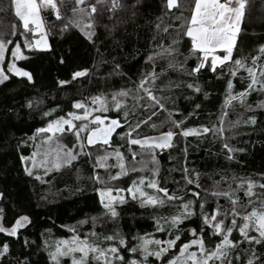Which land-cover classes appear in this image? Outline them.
Instances as JSON below:
<instances>
[{"label":"trees","instance_id":"trees-1","mask_svg":"<svg viewBox=\"0 0 264 264\" xmlns=\"http://www.w3.org/2000/svg\"><path fill=\"white\" fill-rule=\"evenodd\" d=\"M115 3L117 6L113 7V0H86L87 18L80 24L74 22L80 20L74 9L81 7L75 0H57L61 19L56 18L53 10L42 8L40 15L51 51L28 50L22 46L28 59L15 63L32 73V81L9 74V79L0 83V193H3L0 225L10 228L20 216H28L30 221L16 236L0 233V247L4 243L9 245V251L0 256V264H23L25 259L28 264H55L49 248L55 241L74 235L88 236L102 247L111 243L104 241L108 235L125 238L129 247L138 243L134 239L138 237L170 239L171 231L156 230V219L176 214L180 210V200L165 199L163 204L142 207L141 200L128 198L116 206V217L103 209L97 189L127 188L136 177L157 179L159 186L167 188L169 194L183 197V202L194 201L192 207L196 214L181 225V240L177 248L171 250L172 255L179 253L180 244L193 238L190 229L196 228L199 235L203 227L200 203H204V211L209 214L219 208V218L226 212L231 213V201L213 192H232L234 198H238L236 209L242 215L250 213L253 207L259 209L264 203V189L260 187L264 184V91H249L243 102L239 97L251 82L247 68L259 72L264 69V52L261 51L264 0H248L232 60L212 71L208 67L209 58L199 73H191L198 60L191 52V38L185 34L194 0H177L178 6L171 9L167 0H115ZM92 4L96 6V13L90 11ZM84 24L92 27L84 28ZM14 28L23 31L12 0H0V39L22 43L23 36L12 35ZM86 32L92 33L91 39ZM38 35L40 33L29 35V39L33 41ZM14 46L13 43L6 47L14 49ZM224 54L223 51L218 53L219 56ZM253 57L257 58L255 63ZM61 58L64 63L60 62ZM237 59L245 67L237 68L234 63ZM81 70H87L86 75L72 80V73ZM233 70L235 76L231 75ZM150 74H154V81L145 87H150L165 104L163 110L154 107L139 88L143 78L153 80ZM61 80L71 82L61 85ZM259 80L264 77L260 76ZM229 81L233 85L231 89ZM189 84L193 87H188ZM254 87L259 88V85ZM121 92H127L129 98L126 108L110 115V118L120 119L122 125L113 133L111 147L85 146L84 151L91 152V157L79 154L71 164L64 163L65 158L62 162L58 160L61 164L58 169L54 165L45 172L30 169L32 175L25 171L26 161H22L21 156H30L36 148V143L28 139L37 129L54 119L66 117L68 112H76L73 105L77 101L89 105L94 97L110 99ZM170 113L173 120H183L184 129L200 132L202 126H206L214 131L184 137L179 134L180 129L167 123ZM252 117L255 124L250 122ZM140 121L147 122L136 128ZM220 127L224 129L223 134ZM130 130L133 139L157 137L169 130L177 135L171 147L155 149L153 162L149 151L138 145H128L126 134ZM225 144L232 151L225 148ZM75 146L69 136L51 145L52 162L69 149L79 153ZM114 149L123 153L127 175L109 180V176L120 171ZM105 151L113 153L106 161L109 167H95L96 157L104 155ZM132 152L137 153L135 160L131 158ZM131 167L136 171L130 170ZM157 168L158 175H154L153 170ZM185 168L194 181L193 174L199 173V188L195 183L187 184ZM96 173H107V177L101 178L105 183L93 178ZM249 181L253 185L251 197L245 195ZM149 191L154 192V189ZM193 192H199V197L193 196ZM157 194L163 197L162 193ZM249 199L252 204L248 203ZM230 220L229 216L225 223L230 225ZM237 223H241L240 218ZM204 237L207 248H214L222 240L208 228H205ZM230 239L236 243L228 253L232 264H248L253 252L264 262V242L250 244L237 229ZM121 254L125 256V264L132 258L142 259L128 252ZM172 255L166 253L163 264H167ZM60 264H70L69 258H62ZM92 264L97 262L92 261ZM148 264H161V261L149 257Z\"/></svg>","mask_w":264,"mask_h":264},{"label":"snow or ice","instance_id":"snow-or-ice-1","mask_svg":"<svg viewBox=\"0 0 264 264\" xmlns=\"http://www.w3.org/2000/svg\"><path fill=\"white\" fill-rule=\"evenodd\" d=\"M75 3L81 5V7L74 12H78L80 15L79 21H74L78 24L87 18L85 13L87 8L84 7L86 0H75ZM12 5L15 10V16L18 17L19 22L22 25L23 31L20 32L18 28H14L12 31L13 36H23L24 40L22 43L14 42L13 40H3L0 39V83L8 80V75L5 74L2 64L5 60V52L11 51V55L14 58V61L8 64V71L13 73L18 77L27 78V80L32 81V73L25 70L22 67H18L15 63L16 60H26L28 57L24 54L23 48L28 50H39V51H51V46L46 39L44 33V23L41 18L40 12L42 8H49L53 10L56 14L57 19H61L60 9L57 5V0H12ZM168 8L171 9L175 6H178L177 0H167ZM248 0H194V8L191 13L190 21L186 29V36L191 38V52L197 55L198 63L195 67L191 69V73H199L201 69L205 68V62L211 57L210 64L208 67L212 71L217 70L218 65H223L225 62L232 60L233 48L236 44L237 35L240 32V25L243 18L246 15ZM115 0H113V7H116ZM91 13H96L97 9L94 4L90 5ZM68 27V25H65ZM84 28H91V24H84ZM40 33V38L35 39L33 42L29 39V35L34 36L36 33ZM86 35L89 39L92 38L91 32H86ZM15 44L14 49H7V45ZM222 50L225 54L222 56L216 55L217 50ZM261 51L264 52V46H261ZM200 54H203L202 57ZM256 57H253L255 63ZM61 63H64V59L61 58ZM237 68H243L245 65L240 60L234 61ZM247 71L250 75L251 82L248 84V87L244 89L239 97L241 102H243V97L249 93V91H264V80H258L255 72V68H247ZM87 70L75 71L72 73V80H75L79 77L85 76ZM150 81L148 77H145L141 80L139 88L145 93L147 100L152 103L154 107H158L159 110L165 108V104L161 102V99H158L150 87H145V85H150L154 81ZM231 75L235 76L236 71L233 70ZM260 76L264 77V69L260 70ZM71 81L61 80L59 83L61 85L69 84ZM259 85V88L254 86ZM232 82L229 81L228 87L232 88ZM188 87H193L191 84ZM197 92L200 91L199 88L195 89ZM119 96H127V92L118 93ZM117 95L112 96V102L117 111L121 109V102L117 99ZM143 99V97H141ZM231 99H236V97H231ZM92 104H99L98 107H93L91 111L89 110L88 105L83 102H75L73 107L75 109H82V114H77L74 112H68L67 118L60 117L55 121L49 122L47 127L37 129L39 133H63V132H72L78 142L79 153L74 152L69 149L65 152L64 163L71 164L72 161L78 159L79 154H84L91 157V152H85V146L93 145H103L111 147V140L113 133L117 132L121 125V120L118 118H108L102 113L109 111L108 102L101 97H94L92 99ZM147 107V105H145ZM199 105H197V108ZM94 112H99L93 116ZM45 115H49L46 113ZM125 115V120H127V113ZM155 115V112H153ZM92 117L90 120L89 118ZM172 114H169V123L172 127L180 129V135L188 137L193 134H207L213 132L214 129L202 126L200 132L196 129L188 128L184 129L182 127L183 120H173ZM151 119V117H149ZM106 120L108 121L106 123ZM74 121H80L81 123L77 124ZM147 121H140L136 124V128L140 127V124L146 123ZM252 124L256 123L254 117L250 118ZM223 122L221 121V124ZM67 126V127H65ZM156 127V125H153ZM221 134H223V127L219 128ZM83 134V135H82ZM128 136V145H138L142 150L150 152L151 160L155 162V149H165L169 148L172 145L173 137L177 135L173 130L162 132L159 136L155 138H131V130L126 134ZM225 148H228V145H224ZM229 151L232 149L228 148ZM114 155L117 159L118 167L120 171L115 175L109 176V180H118L122 175H127L125 169V164L123 162L124 157L123 153L119 149L113 150ZM113 153L105 151L104 155L96 157L95 167L107 169L106 161L110 158ZM137 153L132 152L131 158L136 159ZM59 159V157H58ZM22 161H27L28 157L21 156ZM61 166L59 162L56 163L55 167L58 169ZM25 171L32 175L30 169L25 168ZM132 171H136L133 167ZM154 175H158L159 169L153 170ZM185 173L184 179L187 184L195 183L196 188H199L200 185L197 182L199 179V173H194L196 181L187 175L188 169H183ZM98 183H105L99 173L93 177ZM37 179H40L37 176ZM145 179H140V184L143 185ZM149 189H155L157 193H162L163 197L157 195H149L142 188L136 186V182H133V186L124 188H112L105 187L102 189H97L99 192L101 203L103 207L108 210L112 217L117 216V211L115 204L125 203V197L122 195H113V193H122L128 192L131 194L132 199H137V193L141 197V206L146 205H158L163 204L165 199L168 201L180 200L182 201L180 205V210L176 214L170 215L167 218H158L156 219V230L158 232L171 231V238L168 240L138 237L134 238L138 240V243L135 246L129 247L127 241L123 237H118L117 235H108L104 237V241L111 242L107 247H102L101 244L97 243L94 240H90L88 236L81 238L80 236L74 235L70 240H61L58 241L55 245V250L50 251V257L55 262V264H60V259L63 257H69L71 259V264H92V261H96L97 264H100L102 261L103 264H125V256L122 253L128 252L135 255H139L142 259H129L127 264H148L149 257H155L156 260H160L163 264L165 254L168 253L172 255L171 250L177 248V242L181 240V225L184 224V221L188 220L190 217L194 216L196 213L193 209L194 201L189 199L186 202L183 197L175 196L169 194L167 188L159 186V181L157 179L151 180L147 185ZM252 182H248V188L245 192V195L251 197L254 195L252 192ZM260 187L264 189V184H261ZM215 196H224L228 198L233 207L231 213H224L223 218L219 212V208L213 210L210 214L204 211V203H200V217L203 222V227L199 229V235L197 234V229H190L191 240L184 242L179 245V257H183L182 260H178L176 255H172L171 259L167 260V264H215V261H219V264H232V261L228 259V253L236 247V243L230 239V236L234 229H237L240 235L247 240L250 244H260L264 242V203L261 204L260 208H252L250 213L241 214L236 209V204L238 203V198H234L232 192H213ZM193 196L199 197V192H193ZM3 197V193H0V198ZM107 201V202H105ZM249 204H252L253 201L249 199ZM3 212V209H0V213ZM231 217L230 225L226 224L225 221ZM237 218H240L241 223H237ZM28 216H20L15 220V223L10 228H5L0 226V233H6L8 236H16L18 230L24 228L27 223H29ZM164 225L168 227L165 228ZM205 228L211 229L213 235L216 237H222L218 243L215 244L214 248H207L205 244L204 231ZM74 231V230H73ZM252 233H258V236L253 235ZM91 236H97L96 233H91ZM98 239V237H97ZM155 247H150V246ZM195 250H191V249ZM9 251V245L4 243L0 247V256H4ZM239 259V256L235 257ZM256 261V264H264L261 262L259 257L256 256L255 252L248 260V264H253V261ZM23 264H28L27 259Z\"/></svg>","mask_w":264,"mask_h":264},{"label":"rangeland","instance_id":"rangeland-1","mask_svg":"<svg viewBox=\"0 0 264 264\" xmlns=\"http://www.w3.org/2000/svg\"><path fill=\"white\" fill-rule=\"evenodd\" d=\"M38 3H39V0H38ZM36 34H39L38 32L36 33ZM39 37L38 38H36V39H39L40 38V35H38ZM35 41V39H33V42ZM222 50H217L216 51V55H218V53L219 52H221ZM203 55V54H202ZM210 58V60H211V57H209ZM13 62V57H12V55H11V51H6L5 52V60H4V63L2 64V67L4 68V71H5V74L6 75H9V74H13V73H11V72H9L8 71V64H10V63H12ZM219 66V65H218ZM217 66V67H218ZM264 66V65H263ZM255 74H256V76H257V78H258V80H259V77H260V72L259 71H257L256 70V72H255ZM117 95V94H116ZM112 98V97H111ZM105 99V98H103L104 100H106L107 102H108V106H109V111L108 112H106V113H102V115H104V116H106V117H108V118H110V115L111 114H113V112H115V111H117L116 109H115V107H114V104H113V102H112V99ZM129 98V96L127 95V96H119V95H117V99L121 102V111L124 109V108H126V106H127V99ZM99 106V104H96V105H93L92 104V102L88 105V107H89V110L91 111V109L93 108V107H98ZM113 110V111H112ZM74 113H77V114H82L83 113V110L82 109H76V112H74ZM97 114H101V113H99V112H94L93 113V116H95V115H97ZM65 118H67V116L65 117ZM90 120L92 119V117H90L89 118ZM56 119H54V120H52V121H55ZM52 121H50V122H52ZM108 121L106 120V123H107ZM74 123H77V124H79V123H81L80 121H74ZM48 125V124H47ZM47 125L45 126V127H47ZM45 127H42V128H45ZM65 127H67V126H65ZM83 135V134H82ZM70 137V139H72L73 141H74V143H75V150H77V149H79V147H78V142H77V139H76V137H75V135L72 133V132H63V133H55V134H52V133H39V132H35V134L32 136V137H30L28 140L32 143H36L34 146L36 147L35 149H34V151L32 152V154L30 155V156H28V160L26 161V166H27V168H29V169H35V170H38L39 172H45V171H47L48 169H51L52 167H53V165L55 166V164L54 163H56V161L58 162V160H60V162H62V160L65 158V155H61V156H59V159H58V157L57 158H54L53 159V162H52V154H49L50 153V148H51V145L52 146H55V144L57 143V142H60V140L61 139H65L66 137ZM55 140H58L57 142H55ZM72 150V149H71ZM63 153H64V151H63ZM123 162H125L124 160H123ZM118 161H117V163H116V166L118 167ZM125 164V163H124ZM119 168V167H118ZM133 168L131 167L130 168V170H132ZM97 174V173H96ZM96 174H94V176L96 175ZM99 175H100V177L101 178H103L104 176L105 177H107V173L106 174H102V173H99ZM93 176V177H94ZM142 177H139V178H134L133 179V181L128 185V187H130V186H133V182L135 181L136 182V186H138V187H140V188H142L145 192H147L149 195H157L158 196V194L156 193L157 191L154 189V192H150L149 191V188H147V184L150 182V180L149 179H147V178H144L145 179V183L143 184V185H141L140 184V179H141ZM127 187V188H128ZM113 188V187H112ZM116 188H121V187H116ZM127 188H124V189H127ZM113 195H122V196H124L125 197V200L126 199H128V198H131L132 199V196H131V194L130 193H128V192H122V193H113ZM98 196H99V194H98ZM142 198L141 197H139V194L137 193V199L136 200H141ZM99 200H100V196H99ZM100 202H101V200H100ZM105 202H107V201H105ZM119 203H116L115 204V208H116V206L118 205ZM101 205H102V207H103V204L101 203ZM103 209L105 210V212H108V210L107 209H105L104 207H103ZM109 213V212H108ZM1 226V225H0ZM253 235H256V236H258V233H252ZM72 237H69V238H67V239H59V240H57V241H55L52 245H51V247L49 248L50 249V251H54L55 250V245H56V243L58 242V241H61V240H70ZM107 247V246H106ZM191 250H195L194 248L193 249H191ZM177 256V258H178V260H182L183 259V257H179V253L176 255ZM51 258V257H50ZM64 258V257H63ZM67 258H69V257H67ZM62 259V258H61ZM60 259V260H61ZM69 260H70V264H71V259L69 258ZM53 261V260H52ZM54 262V261H53ZM55 263V262H54ZM100 264H103V262L101 261L100 262Z\"/></svg>","mask_w":264,"mask_h":264},{"label":"water","instance_id":"water-1","mask_svg":"<svg viewBox=\"0 0 264 264\" xmlns=\"http://www.w3.org/2000/svg\"><path fill=\"white\" fill-rule=\"evenodd\" d=\"M149 138H155V137H149ZM158 151H160L161 149H157Z\"/></svg>","mask_w":264,"mask_h":264}]
</instances>
